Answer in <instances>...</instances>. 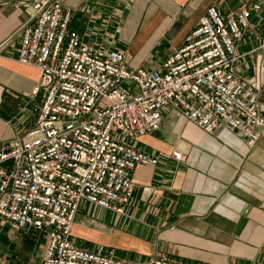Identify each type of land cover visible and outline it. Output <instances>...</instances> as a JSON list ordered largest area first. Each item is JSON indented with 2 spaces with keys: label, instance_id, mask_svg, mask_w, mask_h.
I'll return each mask as SVG.
<instances>
[{
  "label": "built area",
  "instance_id": "obj_1",
  "mask_svg": "<svg viewBox=\"0 0 264 264\" xmlns=\"http://www.w3.org/2000/svg\"><path fill=\"white\" fill-rule=\"evenodd\" d=\"M27 14L17 61L41 71L34 90L43 103L22 137L0 142V218L16 230L41 231L49 245L41 264H181L118 259L113 249L92 252L72 241L82 202L119 215L132 202L134 174L157 166L160 155L137 142L162 128L176 110L206 133L220 125L252 145L264 138L259 87L264 86V38L241 53L260 4L225 16L211 7L161 69H132L127 53L87 43L71 28L62 0H0ZM7 41L0 45V56ZM257 55V83L238 72ZM171 156L183 160L174 151Z\"/></svg>",
  "mask_w": 264,
  "mask_h": 264
},
{
  "label": "crops",
  "instance_id": "obj_2",
  "mask_svg": "<svg viewBox=\"0 0 264 264\" xmlns=\"http://www.w3.org/2000/svg\"><path fill=\"white\" fill-rule=\"evenodd\" d=\"M62 2L85 42L125 51L132 69H161L211 7L227 16L244 4L262 5L241 53L264 38V0ZM26 19L23 10L0 5V45L7 41L0 56V142L24 136L43 103V93L34 94L41 71L17 61ZM258 66L252 55L238 70L257 83ZM258 92L264 114V86ZM132 144L160 155V163L137 169L133 199L122 215L82 202L72 229L75 246L113 249L118 259L135 263L264 264V138L252 145L224 124L206 133L172 109L159 131ZM174 151L183 160H175ZM48 245L41 231L16 230L0 218V264H41Z\"/></svg>",
  "mask_w": 264,
  "mask_h": 264
},
{
  "label": "rangeland",
  "instance_id": "obj_3",
  "mask_svg": "<svg viewBox=\"0 0 264 264\" xmlns=\"http://www.w3.org/2000/svg\"><path fill=\"white\" fill-rule=\"evenodd\" d=\"M243 63H244V62L242 61V66H243V69H244V70H246V69H247V67H246V66H244V65H243ZM243 69H241V70L239 69V70H238V72H239V73H243Z\"/></svg>",
  "mask_w": 264,
  "mask_h": 264
},
{
  "label": "bare ground",
  "instance_id": "obj_4",
  "mask_svg": "<svg viewBox=\"0 0 264 264\" xmlns=\"http://www.w3.org/2000/svg\"><path fill=\"white\" fill-rule=\"evenodd\" d=\"M263 78H264V72H263Z\"/></svg>",
  "mask_w": 264,
  "mask_h": 264
}]
</instances>
